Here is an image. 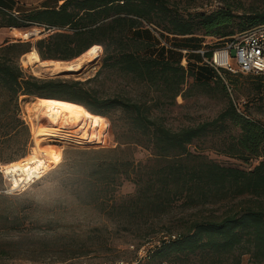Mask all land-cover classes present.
I'll return each instance as SVG.
<instances>
[{"label": "trees", "instance_id": "obj_1", "mask_svg": "<svg viewBox=\"0 0 264 264\" xmlns=\"http://www.w3.org/2000/svg\"><path fill=\"white\" fill-rule=\"evenodd\" d=\"M223 3L211 13L185 14L170 0H64L52 8L16 11V16L0 4L1 27L44 29L34 43L5 41L0 45V88L8 98L1 103L2 111L14 103L19 115V98L32 96L81 105L92 118L103 120L105 129L108 111L121 109L127 122L115 132L114 148L77 151L86 157L82 161L85 168L77 180L63 186L74 201H36L31 192L0 193V264L19 259L65 263L89 255L88 243L100 239L103 230L94 227L79 233L76 208L70 207L77 202H100V209H107L111 220L120 222L124 230L135 228L139 238L161 234L154 261L173 259L187 264L186 258L193 256L192 264H241L247 255L251 263L264 264V125L237 111L230 99L212 121L176 130L152 116L153 108L174 105L178 97L185 99L199 88L205 94L218 91L228 98L225 80L232 73L225 72L221 78L201 64L195 43L169 47L162 43L167 36L224 41L264 24V0H252L247 8L243 3L236 8L229 0ZM153 36L161 47L159 56L149 53L156 44ZM95 45L103 49L102 68L146 86L156 98H101L90 86L100 72L86 81L61 76L41 79L26 75L18 63L32 49L42 61L69 62ZM166 51L181 55L165 57ZM193 54L201 58L193 61L189 58ZM210 55V51L204 54ZM191 63L201 66L200 77ZM256 76L261 79L258 89H264V75ZM189 78L193 83L187 92ZM22 124L17 120L11 131L17 132ZM228 126L240 133L218 139L212 148L247 165L255 161L252 168L224 166L190 150L195 142L222 135ZM9 135L7 130L0 140ZM138 148L148 153L146 160L134 158ZM124 181L132 182L135 192L118 201L111 193ZM233 200L237 203L226 205L219 215L195 213L193 218H179L176 224L167 222L161 227L164 231L156 229L154 222L170 217L178 204L199 212L207 205ZM68 215L72 220L66 219Z\"/></svg>", "mask_w": 264, "mask_h": 264}, {"label": "rangeland", "instance_id": "obj_2", "mask_svg": "<svg viewBox=\"0 0 264 264\" xmlns=\"http://www.w3.org/2000/svg\"><path fill=\"white\" fill-rule=\"evenodd\" d=\"M38 1V0H37ZM175 3L181 12L187 13H211L217 11L221 8L224 0H170ZM234 7H238L240 3H243L247 8L252 0H229ZM50 2H52L50 0ZM41 5V2H36V6ZM33 6V5H30ZM29 8V5L27 6ZM26 6H17L16 11L26 12L28 9ZM241 12V10H239ZM15 12H13L14 15ZM4 24V17L0 9V45L5 41H23L34 43L43 34L44 30L38 26H30L28 28H8L1 27ZM27 33V37L23 38V34ZM156 42L154 49H151L149 53L159 56V46L158 40L153 36L151 39ZM184 42L195 43L197 47L196 50L202 49L204 51H210L215 47H219L223 44V41L217 38L210 37H200L195 36V38L189 37H173L167 36L166 40H163V45L166 46H176L181 45ZM204 43L205 45H201ZM35 49H32L33 51ZM165 57L179 58L181 55L179 52L166 51ZM82 56V55H81ZM80 56V57H81ZM79 58V57H78ZM102 58L103 49L99 59L90 66L82 63L81 67L77 69L76 73L69 75H60L62 73H52V72H42L36 70L33 66H23L21 63L22 57L18 60L19 65L23 69L26 75L34 76L41 79L54 78L61 76L67 79H74L80 81H86L87 79L93 78L98 72H100L94 83L88 84L96 89L101 98H115L122 97L128 98L133 101H139L142 99H153L156 95L153 94L146 86L135 83L129 77H124L116 71H110L106 68H102ZM193 61H198L201 57L193 54V57H189ZM74 61V62H73ZM72 64H79V62L74 59L69 61ZM191 63L190 67L198 69L197 74L200 77L199 71H201L200 65L193 66ZM196 71V70H195ZM193 83V79L189 78L184 91L189 89L190 85ZM259 83L261 79L256 75H241L232 74L227 76L225 80V85L228 91V98L222 96L218 91L211 94H205L201 89H196L195 92L191 93L190 96L183 99L178 97L174 105L164 106L159 109H152V116L161 118L164 120L165 124L171 129H179L184 126L195 125L205 121H212L215 119L222 111L228 107V99L234 102L237 111L247 113L251 119L259 121L264 125V89L259 90ZM32 97V96H26ZM37 98V97H33ZM8 100L6 93L2 88H0V134L9 130L10 135L0 140V169L3 166L12 162L13 160H19L31 152L34 146V139L32 138L31 132V122L28 121L26 117L24 102L25 97L19 98L20 113L17 115L14 111V103L9 105L8 110L2 111L1 103ZM152 104V101H148ZM27 118V119H26ZM108 126L105 129V122L99 120L97 117L91 119V128L89 132V137L87 143L83 145H68L63 143H55L62 147V156L58 165L50 170L40 179H34V182H30L21 189L13 190L14 184L12 180H6V175L0 171V193L4 195H15L24 192H31L32 196L36 201H53L55 199H67L68 203L75 200L71 193L64 191L63 186L65 183L73 182L77 180L76 177L82 174L84 167L83 160L86 158L84 155H79L78 150H89V149H99V148H114L116 143H114V134L119 132V130L126 127V120L124 118V112L121 109L108 111L107 113ZM17 120L23 121L22 127L18 129L17 132L11 131L13 125L16 124ZM240 130L228 126L225 132L215 139L210 140L209 138L204 141L195 142L190 150L196 154H202L207 159L220 163L224 166L236 167L240 169H250L256 162L254 161L250 165L243 163L242 161L228 157L224 154L219 153L217 150L213 149L212 146L218 142V139L227 138L231 135H238ZM219 143V142H218ZM134 158L137 161H144L148 158V153L141 148H138L134 152ZM81 162H78V160ZM4 173V174H3ZM135 186L130 181H124L120 187H116L111 193L116 200L123 199L129 195L134 194ZM107 199V198H105ZM109 203V202H108ZM237 203V200L229 201L219 205H207L199 212H195L192 209H183L180 204L174 210H172L171 216L160 220L155 223L157 230L164 231L161 227L176 221L179 218H193L192 215L204 214L209 215H219L226 209V205H233ZM70 207L76 208L74 214L77 216L76 222L79 224V233L87 228H100L103 233L100 239H95L94 243H88L90 251L89 255L83 258H77L74 260L67 261L65 263L55 262L56 260H47L43 263L30 262L28 260H10L7 264H114L120 260L130 261L135 257V251L141 244L145 241H150L154 244L158 243L157 236H150L145 239L137 237V231L134 228L131 230H124L121 228L122 224L110 219L106 214L107 209L101 210L99 205L100 202L95 204H85L81 202L73 203ZM106 204V203H105ZM67 220H72L68 215ZM170 220V222H169ZM168 222V223H167ZM86 234L83 233L82 237ZM161 234H159L160 236ZM100 240V241H99ZM133 247V248H132ZM187 264L195 263L196 258L189 256L186 258ZM241 264H253L249 260V256L242 257Z\"/></svg>", "mask_w": 264, "mask_h": 264}, {"label": "bare ground", "instance_id": "obj_3", "mask_svg": "<svg viewBox=\"0 0 264 264\" xmlns=\"http://www.w3.org/2000/svg\"><path fill=\"white\" fill-rule=\"evenodd\" d=\"M102 53V47L95 45L81 57L76 58L79 64L61 61H42L36 50L22 57L23 66H33L36 70L52 73L76 72L82 63L90 66ZM74 62V61H73ZM25 97L26 117L31 123L34 146L30 153L19 160L3 166L0 171L6 180L13 181V190L21 189L34 179L54 169L60 162L62 147L55 143L83 145L87 143L91 128L92 116L81 105L66 101ZM27 119V118H26Z\"/></svg>", "mask_w": 264, "mask_h": 264}, {"label": "built area", "instance_id": "obj_4", "mask_svg": "<svg viewBox=\"0 0 264 264\" xmlns=\"http://www.w3.org/2000/svg\"><path fill=\"white\" fill-rule=\"evenodd\" d=\"M16 15L17 13H14V16ZM187 52L183 51L184 54ZM195 52L201 55V64L207 65L221 78L224 77L225 72L264 75V24L224 40L221 46L210 50L211 55L208 58L204 56L206 51L202 49ZM186 64L184 58L183 65L186 66ZM158 247L159 243L145 241L135 251V257L132 260H120L114 264H186L173 259L154 261Z\"/></svg>", "mask_w": 264, "mask_h": 264}, {"label": "crops", "instance_id": "obj_5", "mask_svg": "<svg viewBox=\"0 0 264 264\" xmlns=\"http://www.w3.org/2000/svg\"><path fill=\"white\" fill-rule=\"evenodd\" d=\"M40 1L41 5L36 6V2ZM0 0V4L4 5L9 9L11 12L16 13V7L17 6H28L29 8L26 10V12L34 10V9H43V8H52L57 5H60L64 2V0ZM33 5V6H30ZM27 37V33L23 34V38Z\"/></svg>", "mask_w": 264, "mask_h": 264}, {"label": "water", "instance_id": "obj_6", "mask_svg": "<svg viewBox=\"0 0 264 264\" xmlns=\"http://www.w3.org/2000/svg\"><path fill=\"white\" fill-rule=\"evenodd\" d=\"M76 73H80V72H76ZM69 74H74L72 72H68V73H63V74H60V75H69ZM58 76V75H57Z\"/></svg>", "mask_w": 264, "mask_h": 264}]
</instances>
